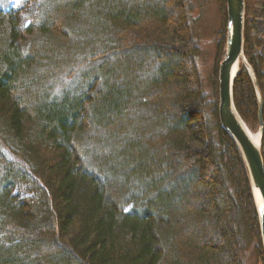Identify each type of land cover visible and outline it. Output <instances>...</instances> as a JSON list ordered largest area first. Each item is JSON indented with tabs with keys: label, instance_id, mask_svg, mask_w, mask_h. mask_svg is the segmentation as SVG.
<instances>
[{
	"label": "trees",
	"instance_id": "1",
	"mask_svg": "<svg viewBox=\"0 0 264 264\" xmlns=\"http://www.w3.org/2000/svg\"><path fill=\"white\" fill-rule=\"evenodd\" d=\"M8 1L0 264H244L249 247L264 264L248 172L218 117L225 0L211 96L189 0H28L5 11ZM244 3L251 73L240 65L232 98L258 136L260 94L264 164V39L253 26L264 0Z\"/></svg>",
	"mask_w": 264,
	"mask_h": 264
},
{
	"label": "water",
	"instance_id": "2",
	"mask_svg": "<svg viewBox=\"0 0 264 264\" xmlns=\"http://www.w3.org/2000/svg\"><path fill=\"white\" fill-rule=\"evenodd\" d=\"M225 2L227 37L225 59L220 64L218 70V116L221 128L233 139L243 158L251 183L252 194L256 190L259 195V202L256 201L254 194L253 199L256 206L261 244L264 253V164L261 155L263 106L261 99H259L258 133L260 141L257 147L246 133V129L248 128L236 112L232 98L233 83L238 74V72L232 74V69L239 60H243L246 64L243 54L245 3L244 0H225ZM247 69L250 72L248 67Z\"/></svg>",
	"mask_w": 264,
	"mask_h": 264
},
{
	"label": "rangeland",
	"instance_id": "3",
	"mask_svg": "<svg viewBox=\"0 0 264 264\" xmlns=\"http://www.w3.org/2000/svg\"><path fill=\"white\" fill-rule=\"evenodd\" d=\"M188 3H189V8L191 7V11H190L191 13L189 16V26L191 29V33L192 36L194 37L195 43L201 46L200 54L199 57L197 58V65H198L197 67L199 68L200 71L199 75L202 81L204 94L206 96H211L213 93L211 77L213 75V68L215 67L217 61V53H218L217 51L218 37L216 36V34L218 35V33L222 30L224 24V20L221 15L220 3L219 0H189ZM33 5L34 4L30 3V1L28 0H9L5 5V11L19 10L20 8H24L25 6L29 8L31 6L33 7ZM256 11L258 13L260 12V10L258 9ZM253 24L255 29L254 35L260 39H264V20L257 18ZM153 34H155V36H153V38L155 39L160 38L165 41L170 40L167 31L166 33H164L161 29H155ZM226 37H227V26H226ZM225 45H226V40H225ZM261 54L264 55V50L261 51ZM224 59H225V49L222 56V61ZM242 64L244 65V67L247 65V63L245 64L243 61H240L239 69H240V65ZM190 66L188 65V67ZM247 67L245 68L247 69ZM249 73H251V71ZM256 94L259 100L260 94L258 92H256ZM252 137L257 141L259 140L258 138L259 136H252ZM251 192H252V187H251ZM260 242H261V237H260ZM242 261L244 264H260L257 260L254 247H249L245 251V255L242 256Z\"/></svg>",
	"mask_w": 264,
	"mask_h": 264
},
{
	"label": "bare ground",
	"instance_id": "4",
	"mask_svg": "<svg viewBox=\"0 0 264 264\" xmlns=\"http://www.w3.org/2000/svg\"><path fill=\"white\" fill-rule=\"evenodd\" d=\"M240 61H243V60H239V61L234 65V67H233V69H232V74H233L234 72H238ZM246 133L249 135V137H250L251 141L253 142V144L256 145V146L258 147V146H259V144H258V143H259V140L257 141V140H255V139H253V137L250 135V133H249V131H248L247 129H246ZM258 136H259V135H258ZM258 138H259V137H258ZM253 194H254V197H255L256 201L259 202V195H258L257 191L254 190Z\"/></svg>",
	"mask_w": 264,
	"mask_h": 264
}]
</instances>
